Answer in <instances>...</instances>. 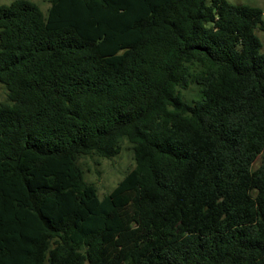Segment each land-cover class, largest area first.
Here are the masks:
<instances>
[{"label": "trees", "instance_id": "trees-1", "mask_svg": "<svg viewBox=\"0 0 264 264\" xmlns=\"http://www.w3.org/2000/svg\"><path fill=\"white\" fill-rule=\"evenodd\" d=\"M256 30L227 0L0 5V264H264ZM123 140L100 199L78 160Z\"/></svg>", "mask_w": 264, "mask_h": 264}, {"label": "rangeland", "instance_id": "rangeland-1", "mask_svg": "<svg viewBox=\"0 0 264 264\" xmlns=\"http://www.w3.org/2000/svg\"><path fill=\"white\" fill-rule=\"evenodd\" d=\"M15 0H0V5H9ZM36 3L46 14L51 6L52 0H31ZM235 5H249L260 8L264 12V0H227ZM256 35L260 39L264 52V31L256 30ZM198 88H192L185 93L188 101H193L199 95ZM8 91L0 83V104L7 102ZM262 159L259 157L255 167L261 166ZM83 169L86 181L96 186L100 199L110 194L123 178L135 167L134 153L132 145L123 140L121 143V153L112 159H105L98 155L83 156L78 160Z\"/></svg>", "mask_w": 264, "mask_h": 264}]
</instances>
